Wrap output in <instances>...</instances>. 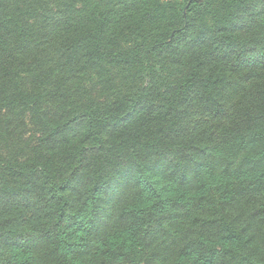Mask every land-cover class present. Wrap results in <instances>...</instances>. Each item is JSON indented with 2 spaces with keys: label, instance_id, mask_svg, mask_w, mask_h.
<instances>
[{
  "label": "trees",
  "instance_id": "trees-1",
  "mask_svg": "<svg viewBox=\"0 0 264 264\" xmlns=\"http://www.w3.org/2000/svg\"><path fill=\"white\" fill-rule=\"evenodd\" d=\"M0 264H264V0H0Z\"/></svg>",
  "mask_w": 264,
  "mask_h": 264
}]
</instances>
